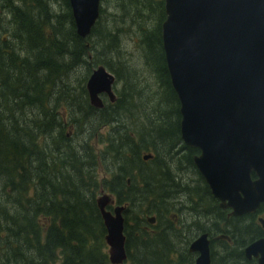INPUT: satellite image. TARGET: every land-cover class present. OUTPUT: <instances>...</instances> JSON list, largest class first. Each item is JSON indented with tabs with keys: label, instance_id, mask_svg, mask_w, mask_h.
<instances>
[{
	"label": "trees",
	"instance_id": "trees-1",
	"mask_svg": "<svg viewBox=\"0 0 264 264\" xmlns=\"http://www.w3.org/2000/svg\"><path fill=\"white\" fill-rule=\"evenodd\" d=\"M103 2L110 5L107 12ZM163 20V0H100L94 26L80 38L68 0H0V264H109L95 203L108 181L115 184L116 203L134 209L123 217L131 225L124 233L126 263H192L191 257L172 260L177 247L169 231L144 230L147 216L161 222L173 196L182 193L197 216L205 198L206 215L198 219L208 225L218 214V234L232 242L215 241L210 264H254L242 248L261 231L241 228L243 218H228L219 208L212 211L192 164L197 151L189 149V171L177 170L174 145L183 144L161 49ZM132 45L156 79L150 98L128 65L126 47ZM99 65L123 85L115 103L100 110L89 105L84 87ZM85 121H93L95 130L73 146L74 130ZM102 126L109 127L105 137L97 132ZM93 138L101 150L89 145ZM146 153L152 158L142 162ZM110 173L111 180L104 179ZM257 210L264 212V203Z\"/></svg>",
	"mask_w": 264,
	"mask_h": 264
},
{
	"label": "water",
	"instance_id": "water-1",
	"mask_svg": "<svg viewBox=\"0 0 264 264\" xmlns=\"http://www.w3.org/2000/svg\"><path fill=\"white\" fill-rule=\"evenodd\" d=\"M68 4L76 35L88 36L100 0ZM163 10L161 49L178 102L180 141L198 150L193 166L220 209L254 213L264 203V0H163ZM113 83L103 66L92 69L84 85L89 105L101 109L100 94L113 102ZM108 202L104 194L95 201L107 259L122 264V208L110 214ZM188 251L197 253L193 264H209L206 235ZM243 255L264 264V237Z\"/></svg>",
	"mask_w": 264,
	"mask_h": 264
},
{
	"label": "flooded vegetation",
	"instance_id": "flooded-vegetation-1",
	"mask_svg": "<svg viewBox=\"0 0 264 264\" xmlns=\"http://www.w3.org/2000/svg\"><path fill=\"white\" fill-rule=\"evenodd\" d=\"M111 90H112L113 94L115 95L114 88H111ZM99 97H100L101 102H102V108L103 107H109V105H111V104L113 105L115 103V101H116V98H117L116 95H115L114 102H110L108 100L107 96L104 95V94H100ZM104 100H106L107 103ZM104 127L105 126H102V128H104ZM71 129H72V127L70 125H68L66 137H68V135L70 134V130ZM174 148H176L174 150V156H175V158L177 159V162H178L176 164L177 165V170H183L184 173L187 170L189 171L190 167H188L189 169L187 168V170H186V166L187 165L185 163H186L187 159L189 158V149H192V148H189V147H187L185 145H174ZM194 150H196V149H194ZM196 151H197L196 154L191 156V160H192V158L195 155H197L199 153L198 150H196ZM145 155L150 156V157L148 159H146V160H143L142 159L143 155H142L141 156L142 162H146V161L151 160V158H152L151 154L146 153ZM181 162L183 164H181ZM192 164H193V162H192ZM113 175L114 174H112V173L105 174L104 179H106V180L110 179L111 180ZM174 176L177 178L179 175H177V173H175V174H173V177ZM122 179H123V181H125L126 185L129 184V179L127 177H122ZM201 182H202V184L203 183L205 184L204 181H201ZM141 187H142V185L140 184L139 188H141ZM114 189H115V184L112 183L111 181H108V183L106 184V187L104 188V190L103 191L100 190L99 193L101 192L102 194L107 196L109 202L106 204L105 210L108 211L110 214H113L115 208H117V207L122 208V211H121V217H122V220H123V223H122V235L124 237L125 227H126V229H128L131 225L130 226L126 225V223L124 222L123 217L127 213L128 214H130V213L132 214L133 213L132 211H134V209L128 208L127 204H125V203L122 204V205L117 204L116 201H115V197H114ZM207 189H208V187H207ZM208 191H209V189H208ZM209 194H210V191H209ZM173 197H174V199L170 201V205H171L170 206V212L167 213L166 215H164L162 217L161 222H159V223H157L158 217H156L155 215H152V216H149V217L147 216L145 218L147 226H144V230L148 234H152V235H156L159 232H160V234H164V233H166L164 230L169 231V233H170L169 235L172 237L173 240H175L174 243H175V245L177 247L176 252H174L172 254V260H174V261L175 260H180L181 256L183 257L182 260L188 259V258L191 257V259H192V263L191 264H193L195 258L197 257V253L189 252L188 251L189 245L191 244L192 241H194L200 235H203V234L206 235V239L208 241L209 264H210L211 254L213 252L215 253V251H213V249H214L213 247L216 246V244L214 243L215 241L224 240V241H226L229 244L232 243L228 235H226V234H218V214H217V217H216V220H217L216 222H214L215 215L211 214L212 211H214V212L216 210L218 211V208H219L218 207V201L215 198H213L212 195L210 194V197H211L210 198V204L213 206L211 208L212 211L210 212L212 218H211V220L209 221V223L207 225L206 222H204V221H206L204 218H203L202 221H200L201 219L200 220L198 219L199 216H201V213H202V217L204 215H206L207 208L205 207V202H206L205 198L203 200H200L201 206L200 205L199 206H200L201 213H200L199 216H197L196 213L194 211H192V207L189 204L190 203L189 200L186 197H184L182 195V193H176V195L173 196ZM195 201L196 200H193L192 202H194V204H196ZM220 210H222V209H220ZM222 211H225V214H226V216L228 218L229 217H235V218H241V219L243 218L242 220L239 221L241 228L253 230L254 227L258 226V228L261 231V233H260V235L258 237L257 236L255 238L252 237L253 241L264 237V212L261 213V212H257L258 210H256L254 213H251V214H244V215H241V216H230L229 215L230 210L225 209V210H222ZM193 216H196L195 220L194 219H190ZM149 218L152 219L151 223L148 222ZM259 220H261L262 223H260ZM158 221H160V220H158ZM262 224H263V226H262ZM247 239H249V237H247ZM124 241H125V238H124ZM253 241H248L243 246V248H242V256L247 261H254V264H255V259H253V258L246 259L244 257V255H243L244 248L246 246H248ZM124 243H123V246H124ZM106 250H107V246H106ZM122 264H126V256H125V260L122 262Z\"/></svg>",
	"mask_w": 264,
	"mask_h": 264
},
{
	"label": "rangeland",
	"instance_id": "rangeland-1",
	"mask_svg": "<svg viewBox=\"0 0 264 264\" xmlns=\"http://www.w3.org/2000/svg\"><path fill=\"white\" fill-rule=\"evenodd\" d=\"M109 6L106 2L101 3V7L105 8V11L107 12L109 9ZM131 44L135 45V41L133 39H129ZM127 50V55L126 58L128 59V65L130 67H132V69H135V72L138 73L139 72V82L138 83V87H141V90H146L143 92V94H147L148 98H150V94H152V91H154L156 89V79L153 78L152 74L150 75L149 72L147 71V69L144 67V65L141 62V56L138 53L137 48L134 50L133 45L132 46H127L126 47ZM144 68V69H143ZM91 69H94L91 68ZM76 74H78V76H82L84 74V70L82 67H79L76 69ZM76 80L77 77L74 76L71 78V80ZM85 83V82H84ZM156 83V84H155ZM122 82L118 81L117 79L114 78V83L112 84V88H114V93L116 95V93L120 92V90L122 89ZM117 97V95H116ZM106 102V100H104ZM107 103V102H106ZM95 130V124L93 121H85L83 122L81 131L79 132L78 130H74L76 132L75 135L76 138L72 137L70 143H73V146H77L80 145L81 142H86V138L87 135L90 132H93ZM109 130L108 126H105L104 128H102L101 130H97L98 135H103L105 137V135L107 134ZM64 133H67V130L64 131ZM81 137V138H80ZM89 145H93V147L98 151L101 150L103 147V144L101 143V141L98 138H93L90 139ZM189 173V172H188ZM103 176V173L100 172L98 179H100V177ZM187 176H189L191 178V174H188ZM107 252V250H106ZM128 264V263H126Z\"/></svg>",
	"mask_w": 264,
	"mask_h": 264
},
{
	"label": "bare ground",
	"instance_id": "bare-ground-1",
	"mask_svg": "<svg viewBox=\"0 0 264 264\" xmlns=\"http://www.w3.org/2000/svg\"><path fill=\"white\" fill-rule=\"evenodd\" d=\"M95 22H96V21H95ZM95 22H94V24H95ZM94 24H93V26H94ZM93 26H92V27H93ZM92 27H91V29H92ZM91 29H90V31H91ZM86 37H87V36H86ZM86 37H84V38H86Z\"/></svg>",
	"mask_w": 264,
	"mask_h": 264
}]
</instances>
